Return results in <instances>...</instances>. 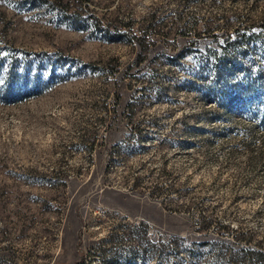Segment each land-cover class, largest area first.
Here are the masks:
<instances>
[{"label": "rangeland", "instance_id": "374dc122", "mask_svg": "<svg viewBox=\"0 0 264 264\" xmlns=\"http://www.w3.org/2000/svg\"><path fill=\"white\" fill-rule=\"evenodd\" d=\"M0 264H264V0H0Z\"/></svg>", "mask_w": 264, "mask_h": 264}, {"label": "trees", "instance_id": "16d2710c", "mask_svg": "<svg viewBox=\"0 0 264 264\" xmlns=\"http://www.w3.org/2000/svg\"><path fill=\"white\" fill-rule=\"evenodd\" d=\"M203 221H205V217H201V223H202V226L205 225ZM219 229H221V226H219Z\"/></svg>", "mask_w": 264, "mask_h": 264}]
</instances>
